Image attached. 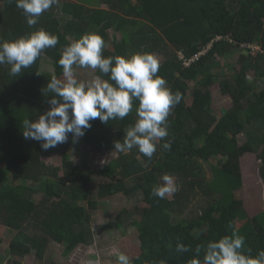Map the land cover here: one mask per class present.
<instances>
[{
    "label": "trees",
    "instance_id": "16d2710c",
    "mask_svg": "<svg viewBox=\"0 0 264 264\" xmlns=\"http://www.w3.org/2000/svg\"><path fill=\"white\" fill-rule=\"evenodd\" d=\"M40 28L58 36L55 48L46 49L19 77L9 76V65H0V230L13 232L8 264H21L17 259L32 251L35 264H44L51 244L63 246L65 254L91 244L88 225L98 205L89 198L94 167L79 155L85 149L112 151L113 142L135 122V110L108 124L96 119L78 142L70 136L47 151L41 142L24 138L22 121L36 120L49 108L46 84L53 75L63 79L58 60L64 47L89 33L104 39L105 57L140 52L163 57L157 75L182 95L168 118L171 150L158 147L149 159L134 148L98 170L104 179L97 185L98 201L121 194L133 202L132 210L121 211L119 222L136 229L138 243L126 240L122 253L132 264H189L197 245L231 235L233 229L245 237L252 256L264 249V211L242 218L240 225L235 221L240 161L259 146L264 187V0H60L32 28L16 0H0V40ZM209 44L205 54L185 65ZM245 45L261 52L245 51ZM235 54L236 64H228ZM42 61L50 71L43 70ZM94 74L102 75L98 69ZM214 86L230 101L218 118L211 112ZM54 154L61 157L60 167L43 161ZM212 159L216 166H210L208 178L203 164ZM164 174L174 177L178 190L171 198L151 196ZM192 201L204 206L192 218L175 221ZM177 242L192 250L176 252Z\"/></svg>",
    "mask_w": 264,
    "mask_h": 264
},
{
    "label": "clouds",
    "instance_id": "9594fccd",
    "mask_svg": "<svg viewBox=\"0 0 264 264\" xmlns=\"http://www.w3.org/2000/svg\"><path fill=\"white\" fill-rule=\"evenodd\" d=\"M59 4L60 0H16V7L22 10L29 28ZM58 43V36L43 28L13 40H0V65H9V76L19 77L46 49L55 48ZM105 47L104 39L95 33L85 34L64 47L58 60L63 79L53 75L46 84L47 94L43 93L51 97L47 101L49 108L36 120L25 118L22 121L24 138L41 142V149L47 151L68 142L70 136L74 143L78 142L92 127L91 121L99 119L108 124L123 120L135 110V122L124 129L122 140L113 142V151L127 154L136 148L151 159L158 147L171 150L168 118L182 95L179 91L173 92L167 80L157 75L161 67L159 57L149 52L105 57ZM244 47L245 51L257 53L252 51L253 45ZM74 66L98 69L102 75L80 80ZM159 141L165 142L159 144ZM161 180V184L152 188L151 196L165 199L178 190L172 175L164 174ZM175 250L186 253L192 249L177 242ZM194 252L189 264H264V249L252 256L245 237L236 229L231 235L197 245ZM201 252L202 260L199 258ZM116 260L117 264H132L124 253L117 255Z\"/></svg>",
    "mask_w": 264,
    "mask_h": 264
},
{
    "label": "rangeland",
    "instance_id": "374dc122",
    "mask_svg": "<svg viewBox=\"0 0 264 264\" xmlns=\"http://www.w3.org/2000/svg\"><path fill=\"white\" fill-rule=\"evenodd\" d=\"M94 5H99L95 1ZM105 8V6H101ZM211 44L203 48L200 54H205L210 48ZM253 52L261 51L256 45H253ZM158 56V55H157ZM238 54L233 57L228 58V64H236ZM160 62L163 57L158 56ZM44 61H42L43 63ZM221 64H224L221 61ZM44 71H50L51 67L42 64ZM77 78L80 80L87 81L91 79L95 74L92 69H75ZM224 72L219 71L218 74L222 75ZM226 75L228 76L227 72ZM222 78H226L223 76ZM192 84H190L191 86ZM215 87V86H214ZM186 102L191 103L190 97L186 96ZM229 99L223 97L218 89L215 87L212 94V105L211 112L215 117H220L223 110L227 109L229 104ZM261 132V131H260ZM260 134V133H258ZM239 141L242 142L241 136H238ZM262 146L258 147V150L254 153H248L241 158L240 170L242 174V187L235 192V197L240 201V207L236 212V223L240 225L242 218H250L264 211V187L262 185V180L260 177V166L261 163L258 160L257 155L261 152ZM119 157V153L115 151H108L103 154H96L89 152L87 149L82 151L79 158L83 163L94 167V171L91 177V187L89 190L90 200L96 201L97 206L95 209L91 210V219L89 220V228L92 230L93 241L89 246H78L73 251L65 254L64 247L57 244H51L46 252L44 259V264H117L116 257L122 250L125 249V241L132 240L134 244L138 243V234L136 229L128 226H121L119 222V214L122 210L130 211L133 207V202L124 196L116 195L112 198L106 199L104 201H98L97 197V185L100 182H104V179L99 176L98 170L105 167L111 160ZM78 159V158H77ZM46 164L60 167L61 157L59 154H54L49 158H43ZM210 166H216V159H212L207 164H203L204 173L209 178ZM172 195L168 196L171 198ZM40 195H35L33 197L34 202L38 201ZM81 205L87 206L86 202H82ZM204 206L203 203L199 201H192L183 210L184 214H179L174 220L178 221L184 219L185 217L192 218L193 215L199 211L200 206ZM12 233L6 229L1 228L0 237L4 239V243L0 246V264H8L9 260L13 257L9 254V243L12 239ZM14 235V234H13ZM124 242V243H123ZM21 264H35L36 258L35 253L32 251L30 254L25 256L23 259H17Z\"/></svg>",
    "mask_w": 264,
    "mask_h": 264
},
{
    "label": "built area",
    "instance_id": "2783aa9c",
    "mask_svg": "<svg viewBox=\"0 0 264 264\" xmlns=\"http://www.w3.org/2000/svg\"><path fill=\"white\" fill-rule=\"evenodd\" d=\"M247 48H251V47L248 46ZM200 53L198 55H196L195 57H193L191 60L186 61L185 65L187 66L190 62H193V61L197 60L200 55H203V54H200Z\"/></svg>",
    "mask_w": 264,
    "mask_h": 264
}]
</instances>
